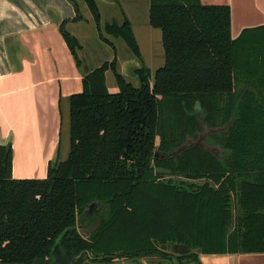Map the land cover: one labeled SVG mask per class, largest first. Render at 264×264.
<instances>
[{
  "label": "trees",
  "instance_id": "trees-1",
  "mask_svg": "<svg viewBox=\"0 0 264 264\" xmlns=\"http://www.w3.org/2000/svg\"><path fill=\"white\" fill-rule=\"evenodd\" d=\"M83 1L102 32L96 1ZM149 21L162 33L164 65L154 75L138 69L139 86L116 59L85 74L83 92L69 99L68 157L45 179L13 178V149L0 146V264H201L200 255L264 254V28L233 39L230 8L199 0H150ZM65 24L80 67L82 46ZM104 31L141 56L127 19ZM204 126H228L204 141L219 156L194 147L156 157L198 140ZM97 218L105 223L86 238L79 220Z\"/></svg>",
  "mask_w": 264,
  "mask_h": 264
},
{
  "label": "crops",
  "instance_id": "crops-1",
  "mask_svg": "<svg viewBox=\"0 0 264 264\" xmlns=\"http://www.w3.org/2000/svg\"><path fill=\"white\" fill-rule=\"evenodd\" d=\"M76 1L80 20L71 0H0V146L13 149L15 179H45L51 164L68 157L69 99L83 92L85 74L95 69L78 66L60 30L66 22V30L79 42L92 36L87 26L93 17L81 8L83 0ZM95 1L103 22L131 23L140 49L136 57L122 40L123 59L115 50L118 72L130 82L125 72H136L142 62L149 61L150 70L155 60L158 69L163 66L162 33L150 25V0ZM199 1L230 8L233 39L264 28V0ZM107 45H112L110 40ZM115 85L112 93L119 91ZM200 262L264 264V254L200 255Z\"/></svg>",
  "mask_w": 264,
  "mask_h": 264
},
{
  "label": "rangeland",
  "instance_id": "rangeland-1",
  "mask_svg": "<svg viewBox=\"0 0 264 264\" xmlns=\"http://www.w3.org/2000/svg\"><path fill=\"white\" fill-rule=\"evenodd\" d=\"M82 4L83 5H82L81 8L84 9V10H86L88 12L89 11V8H88L87 4L86 3L85 4L82 3ZM82 12L84 13V11H82ZM92 22H93L92 25L87 26L88 30L91 31V35L92 36H90L87 41L84 40V38L82 39V37H81L80 42H79L81 45L82 44L83 45L84 44H87L85 46L86 50H85V48L83 50L84 52L81 51V50H78V56H79V59L81 60V63L82 64L85 63L87 66L92 67V68H97V67L101 66L105 62L106 59L109 62H112L115 59V57H116L115 56V50H116V48L118 50V55L120 56L119 59H123L124 52H123V46L121 45V44H123L122 39H118L119 42H121V43H119L117 40H115L114 37L106 34L105 31H104L105 24L106 23H112V21L111 22H103V20H102V23H101V30H102V32H99V30H98V28H97V26H96V24L94 22V19L92 20ZM116 22L118 23V21H116ZM93 33L95 34L94 36H93ZM101 35L103 36L104 39L107 40V42H109V40H110L111 43H112V46L114 45L115 48H113L114 46L113 47L112 46H108L107 45V42L104 41V40H102L100 38ZM90 49H92V51L94 50L93 52H96L95 55H92L91 54L92 51ZM162 50H163V47H162ZM162 61H163L162 62L163 64H160L161 66L164 65V61H165V58H164V50H163V58H162ZM149 63H150L149 61L148 62L145 61V64L142 62V64H140L139 67L140 68H142L143 66L148 67V65H150ZM151 63H152L151 64L152 65L151 66V68H152L151 72L154 75L155 72L158 69L157 68V65L158 64L157 65L154 64V63H156V60L155 61H152ZM119 73L121 74V72H119ZM125 73H126V75H128V73H129L130 76L128 75V77H129L130 82L133 85L139 86L138 78L134 74L135 72H125ZM107 75H108V77H107V79H108L107 80V86H108L109 91L112 92V91H114V89L116 90V85H115L116 80L113 78L114 75H113V73L111 71H109L107 73ZM198 140H191V141L195 143ZM203 144H204V142H203ZM219 151L221 153V150H219ZM135 263L136 264H157V260H156V258H141V259H138L137 262H134V261H132L130 259H127V258H123V259L121 258L120 260L116 259L115 262H114V264H135Z\"/></svg>",
  "mask_w": 264,
  "mask_h": 264
},
{
  "label": "water",
  "instance_id": "water-1",
  "mask_svg": "<svg viewBox=\"0 0 264 264\" xmlns=\"http://www.w3.org/2000/svg\"><path fill=\"white\" fill-rule=\"evenodd\" d=\"M227 128H228V126H226L224 128L209 130L208 127L204 126V133L201 135V137L199 138V140L197 142L194 143L191 140H189L183 147L176 150L174 153H172V154H158V153H156V157L157 158H160V157H165V158L175 157V158H177L178 155H180L181 153L187 151L188 149L194 148V147H200L203 150L209 151V152L215 154L216 156H219L220 151L217 148H212V147H209L207 145H204L203 142L206 140L208 135L219 133L221 131L226 130ZM94 207H95V204L91 205L89 208V212H92ZM87 212H88V210L84 212L83 216H85L87 214ZM104 223H105L104 219H99V220L95 221L92 225H90L88 228H81L80 232L86 238H90L93 234H95L103 226ZM173 251L175 254H179V255L189 253V250L185 249L183 247V245H174Z\"/></svg>",
  "mask_w": 264,
  "mask_h": 264
},
{
  "label": "flooded vegetation",
  "instance_id": "flooded-vegetation-1",
  "mask_svg": "<svg viewBox=\"0 0 264 264\" xmlns=\"http://www.w3.org/2000/svg\"><path fill=\"white\" fill-rule=\"evenodd\" d=\"M101 208L99 207V209L98 210H100ZM99 219H103V218H97L96 220H94L91 224H89V225H87V226H85V224L84 223H80V220H79V222H78V227H79V229H81V228H88L90 225H92L95 221H97V220H99ZM85 220H87V218H85Z\"/></svg>",
  "mask_w": 264,
  "mask_h": 264
}]
</instances>
